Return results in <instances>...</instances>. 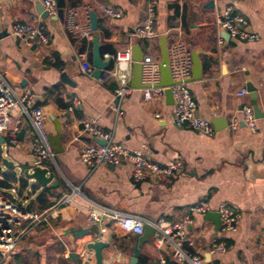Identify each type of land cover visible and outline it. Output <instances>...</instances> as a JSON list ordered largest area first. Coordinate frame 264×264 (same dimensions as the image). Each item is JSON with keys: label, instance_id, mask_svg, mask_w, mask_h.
<instances>
[{"label": "crops", "instance_id": "obj_1", "mask_svg": "<svg viewBox=\"0 0 264 264\" xmlns=\"http://www.w3.org/2000/svg\"><path fill=\"white\" fill-rule=\"evenodd\" d=\"M41 1H0V75L12 87L29 89L35 106L47 116L49 136L56 133L53 121L60 125L62 135V152L55 155L54 162L44 163L57 186L36 189L28 199L21 201L16 196V200L24 209L29 205L31 212L41 213L71 195L73 189L78 193L48 225L33 228L17 252L0 258V264H90L91 259L95 264L93 255L84 257L89 252L86 246L94 240L110 245L102 251V264H129L132 236L121 234L111 223L106 224L100 238L84 233L90 230L86 218L91 209L114 210L146 222L160 218L175 222L201 201L211 206V213H217L222 203L237 211L238 231L222 237L220 225L215 230L204 216H195L187 228L190 243L185 250L199 256L203 264H264V118L256 119V131L250 132L241 122L240 112L244 105L252 108V100L249 94L236 96L250 84L264 114V0H157L156 38L151 41L133 35L143 18V0H64L62 17L45 16ZM101 7L120 8L123 18L110 20ZM227 7L246 20L248 32L258 35V41H238L225 32L218 34L215 14ZM91 12L97 24L92 35H99L103 54L138 46L144 56L159 59V39L165 35L169 52L182 45L190 57L192 53L198 57L201 77L192 79L191 72L187 86L196 102L197 116L215 121L212 136L176 126L173 105L165 97L145 103L141 89L122 101V116L115 115L110 109L115 103L114 81L101 83L100 76L82 75L78 68V54L86 51L91 55L92 40L80 36L83 28L90 27ZM16 22L41 27L48 44L26 46L12 34ZM218 35L222 46L217 45ZM108 67H112L111 62ZM88 118H97L100 130L126 150L141 151L159 166L178 163V170L168 177L135 182L127 164L96 168L83 164L80 150L97 144V138L81 131L79 122ZM232 118L240 121L236 131L230 129ZM21 131L15 146H8L6 134L0 135L1 147L14 164L32 166V128L27 120H23ZM214 241L225 244L224 254L209 255ZM137 264H159V252L152 242L142 245ZM165 264L176 263L166 256Z\"/></svg>", "mask_w": 264, "mask_h": 264}, {"label": "built area", "instance_id": "obj_2", "mask_svg": "<svg viewBox=\"0 0 264 264\" xmlns=\"http://www.w3.org/2000/svg\"><path fill=\"white\" fill-rule=\"evenodd\" d=\"M143 1L145 3L143 18L134 29L133 35L139 40L151 41L156 38L154 26L157 17V0ZM41 3L48 17H57V0H42ZM100 11L108 19L114 21L122 19L124 15L120 8L101 7ZM214 25L218 34L225 32L235 40L244 42L259 40L258 35L248 32L246 20L234 13L229 7L215 14ZM12 34L20 38L28 47L46 45L49 42V38L43 29L31 24L16 22L12 26ZM80 36L87 41L92 40L93 35L90 27L83 28ZM217 45L222 46V39L219 35ZM169 54L171 77L176 82L170 87L158 86L160 81L159 59H154L151 56L143 57L141 61L142 84L146 86L141 89L143 101L149 103L154 100H162L165 90L169 89L173 98L174 124L187 126L202 136H212L214 134L213 126L210 120L197 116V105L187 86L192 66L190 54L182 45L175 46ZM103 58L105 61L109 60L112 67L101 70L98 80L101 83L108 80L114 81L113 98L115 103L110 105V109L116 116H122L121 103L135 90L130 86L134 64L132 48L128 46L113 54L105 53ZM78 61L79 72L85 76H92L95 68L88 62V52L79 53ZM247 94V90L242 89L236 96L241 98ZM68 111H71V108H68ZM240 113L241 122L250 132L254 133L256 131V118L253 109L244 105L241 107ZM155 118L159 119L160 116L155 115ZM23 120H27L32 128L30 143V153L33 158L32 166L41 167L46 162H54L55 155L46 129V114L41 108L35 106L34 95L29 89L12 87L0 75V135L6 134L8 146L17 145V136ZM239 122L237 118H232L230 129L236 131ZM79 125L82 133L105 142L103 146L94 143L88 144L80 150V161L91 168L102 165L119 167L127 164L135 182L155 177H168L179 168L178 163L159 166L149 161L141 151L130 152L121 144L114 143L110 134L100 130L97 118L84 119L79 122ZM77 193L78 190L73 189L71 195H65L55 206L41 213L26 212L17 202L14 188L10 191V196L0 193V258L6 259L33 228L48 225L50 219L58 213L59 209L68 202H72ZM212 211L207 202L201 201L188 208L187 214L180 221L174 222L160 218L155 222H146L136 216L98 208L89 211L86 222L90 229L96 228L98 238L105 233L107 223H111L125 236L142 235L144 225L148 224L154 230L152 243L159 252V264L166 263V256H169L176 264H203V260L199 256L185 250V245L190 243L187 228L193 224L195 216H204ZM217 213L220 219V235L225 237L236 234L240 214L224 203L219 205ZM225 252L226 247L222 241H214L209 248L210 256ZM92 255V251H89L84 254V257L89 258Z\"/></svg>", "mask_w": 264, "mask_h": 264}, {"label": "water", "instance_id": "obj_3", "mask_svg": "<svg viewBox=\"0 0 264 264\" xmlns=\"http://www.w3.org/2000/svg\"><path fill=\"white\" fill-rule=\"evenodd\" d=\"M57 6H58V16L62 17L63 10L65 7L64 0H57ZM208 6L212 7V2H209ZM42 11H44L43 8H42ZM44 15L47 16L46 13H44ZM89 18H90V30L91 32L94 33L97 31L96 16L93 12H91L89 14ZM100 48H101V45H100L99 35L94 34L92 38V50H91V64L95 68V71L92 74L94 78H98L100 75V71L108 68L110 64L109 60L104 61L102 59L101 54H100ZM159 48H160V58H159L160 81L158 83V86L159 87H170L176 82H174L171 77L170 54L167 48L165 35L159 39ZM132 57H133L134 64L132 68L130 86L133 89H144L146 86L142 84V67H141V61L144 55L138 46L132 47ZM191 63H192V69H191L192 79H199L201 77V67L198 61V57L194 53L191 54ZM247 92L250 96V99L252 100L251 106H252L255 118L263 119L264 114L261 112V110L257 106L255 88L252 87L250 84H248ZM164 97L166 99V102L169 105H173V98H172L171 91L169 89L165 90ZM53 122L55 124L56 133L54 135L49 136V140H50L54 155H57L62 152V148H61L62 135H61L60 125L56 123L55 121ZM211 123L216 131L215 121H211ZM22 134H23V131H21L17 137L20 138ZM94 141L100 146H103L105 144V142L101 139H95ZM2 144H3V139H0V163L2 167L12 172L18 171L19 177L23 178L27 182L28 188L35 187L36 189H44L46 187H49L52 189L57 186V182L53 180L54 174L47 167L48 164H44V166H41V167H33V166H28V165H16L12 161L3 157V150L1 147ZM25 211L28 213L31 212V208L29 205L25 207ZM203 219L205 221H211L215 226V230H216V227L220 225V219H219L218 213H208L204 215ZM84 233L92 234L93 236H96V237L98 235V231L96 230V228L85 230ZM153 236H154V230L148 224L144 225V231L142 235L132 236L134 240V244L130 247V249L132 250V256L130 258L129 264H137L138 256L140 254V249L142 245L147 242H152ZM109 246L110 245L108 243L102 240H94L90 242L86 246V248L89 251H92L95 264H102L103 263L102 251L104 249L109 248Z\"/></svg>", "mask_w": 264, "mask_h": 264}, {"label": "trees", "instance_id": "obj_4", "mask_svg": "<svg viewBox=\"0 0 264 264\" xmlns=\"http://www.w3.org/2000/svg\"><path fill=\"white\" fill-rule=\"evenodd\" d=\"M104 50H100V54H103ZM109 53L113 54V52L108 51ZM88 59H91V55L88 54ZM16 187V196L19 198V200H26L28 199L32 194L36 192L35 187H31L29 192L27 191V182L23 180L22 178H17L16 174L10 170L8 171H2L0 169V193L4 194L6 196H10L9 191ZM27 191V192H26ZM43 197V193L39 194L37 196V199H40ZM41 201V200H40ZM21 203V202H20Z\"/></svg>", "mask_w": 264, "mask_h": 264}, {"label": "rangeland", "instance_id": "obj_5", "mask_svg": "<svg viewBox=\"0 0 264 264\" xmlns=\"http://www.w3.org/2000/svg\"><path fill=\"white\" fill-rule=\"evenodd\" d=\"M3 157L6 158V159H8L7 156H6V154H5V151H3ZM0 168H1L2 171H8L7 169H4V168L2 167L1 163H0ZM16 172H18V171H16ZM23 241H24V239L21 241V244H22ZM21 244H20V245H21ZM20 245L14 249V252H13V253H15V252L18 251ZM89 263L92 264V263H93V259H91V262H89Z\"/></svg>", "mask_w": 264, "mask_h": 264}]
</instances>
